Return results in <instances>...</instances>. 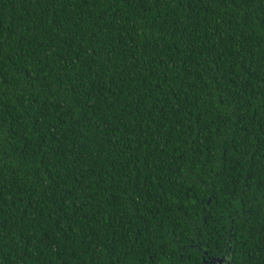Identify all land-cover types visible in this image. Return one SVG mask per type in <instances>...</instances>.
<instances>
[{"label":"trees","instance_id":"16d2710c","mask_svg":"<svg viewBox=\"0 0 264 264\" xmlns=\"http://www.w3.org/2000/svg\"><path fill=\"white\" fill-rule=\"evenodd\" d=\"M264 264V0H0V264Z\"/></svg>","mask_w":264,"mask_h":264},{"label":"flooded vegetation","instance_id":"af4514ba","mask_svg":"<svg viewBox=\"0 0 264 264\" xmlns=\"http://www.w3.org/2000/svg\"><path fill=\"white\" fill-rule=\"evenodd\" d=\"M210 264H224V262L220 263L219 260H211Z\"/></svg>","mask_w":264,"mask_h":264},{"label":"water","instance_id":"95a60500","mask_svg":"<svg viewBox=\"0 0 264 264\" xmlns=\"http://www.w3.org/2000/svg\"><path fill=\"white\" fill-rule=\"evenodd\" d=\"M220 263H222V262H220Z\"/></svg>","mask_w":264,"mask_h":264}]
</instances>
